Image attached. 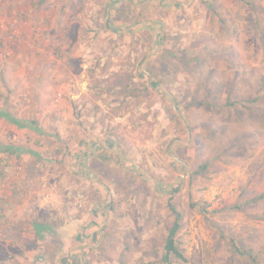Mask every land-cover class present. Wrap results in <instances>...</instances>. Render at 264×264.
Wrapping results in <instances>:
<instances>
[{
	"label": "rangeland",
	"instance_id": "374dc122",
	"mask_svg": "<svg viewBox=\"0 0 264 264\" xmlns=\"http://www.w3.org/2000/svg\"><path fill=\"white\" fill-rule=\"evenodd\" d=\"M2 112L0 264H264V0H0Z\"/></svg>",
	"mask_w": 264,
	"mask_h": 264
},
{
	"label": "trees",
	"instance_id": "16d2710c",
	"mask_svg": "<svg viewBox=\"0 0 264 264\" xmlns=\"http://www.w3.org/2000/svg\"><path fill=\"white\" fill-rule=\"evenodd\" d=\"M211 9L212 7L209 6ZM260 90H262L260 88ZM201 103H205L204 100H201ZM234 102H230L229 104L230 105H233ZM0 116H3L7 119H9V121L19 127H22L24 125V123L22 122H19L18 120H15V119H12L8 114L2 112L0 113ZM259 199H262L264 198V194H262L260 197H258ZM257 198V199H258ZM256 201V200H254ZM169 211L174 215V220L168 230V233L166 235V238H165V242H164V246H163V249H164V256H163V259H162V263L163 264H170V256L174 255L176 257H179L181 258V254L179 253L178 249L176 248V245H175V237H176V234H177V231L180 227V219H181V214L175 209V207L172 205V204H168L167 205ZM229 249L232 251L233 254L241 257V258H244V259H249L251 261H255V258L252 254V251L251 250H246V249H243L241 248L240 246H238L233 240H231L229 242Z\"/></svg>",
	"mask_w": 264,
	"mask_h": 264
}]
</instances>
